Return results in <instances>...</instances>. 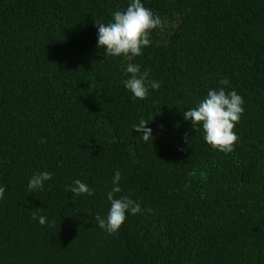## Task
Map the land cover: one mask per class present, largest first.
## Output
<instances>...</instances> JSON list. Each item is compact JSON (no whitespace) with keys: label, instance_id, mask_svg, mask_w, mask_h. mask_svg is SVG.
<instances>
[{"label":"trees","instance_id":"obj_1","mask_svg":"<svg viewBox=\"0 0 264 264\" xmlns=\"http://www.w3.org/2000/svg\"><path fill=\"white\" fill-rule=\"evenodd\" d=\"M127 3L0 0V264H264V0H142L161 20L130 61L160 82L143 100L96 47ZM221 79L244 101L228 154L182 116ZM117 169L143 214L109 235L94 217ZM39 171L53 178L29 192Z\"/></svg>","mask_w":264,"mask_h":264},{"label":"clouds","instance_id":"obj_2","mask_svg":"<svg viewBox=\"0 0 264 264\" xmlns=\"http://www.w3.org/2000/svg\"><path fill=\"white\" fill-rule=\"evenodd\" d=\"M160 25V17L144 7L142 0H128L126 8L113 11L107 23L95 22L96 47L102 49L106 56L124 57L128 60L123 67L125 78L120 83L133 99L143 100L147 97L149 89L156 91L161 86L159 81L149 78L146 69L141 71L140 64L130 62L132 57L140 56L143 48L150 45V32ZM227 84V79H221L220 87L209 89L194 107H189L182 113L184 121L190 122L194 130L202 133V139L206 144L224 154L231 153L233 145L238 142L233 129L239 122L244 103L235 90H225L223 86ZM148 123L140 119L132 125L133 132L137 133L144 142L153 138L152 129L147 127ZM194 174V172L189 173V175ZM52 178L50 171L33 172L28 179L27 189L29 192L42 190L45 183ZM120 181L121 171L117 169L111 177V187L105 193L109 204L107 214L105 216L97 214L94 217L97 226L109 235L121 227L126 214H143L138 202L127 196L118 198L115 196L121 192ZM67 190L73 196L94 195V189L79 179L72 181ZM4 193L5 188L0 185V200L5 198ZM145 211L151 210L145 209ZM32 219L44 226L47 217L37 213Z\"/></svg>","mask_w":264,"mask_h":264}]
</instances>
